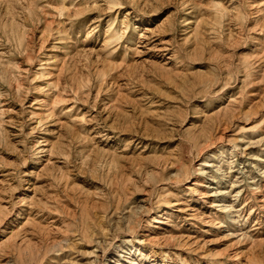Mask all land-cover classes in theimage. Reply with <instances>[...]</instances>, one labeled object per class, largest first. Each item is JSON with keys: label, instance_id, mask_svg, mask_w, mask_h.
Listing matches in <instances>:
<instances>
[{"label": "rangeland", "instance_id": "rangeland-1", "mask_svg": "<svg viewBox=\"0 0 264 264\" xmlns=\"http://www.w3.org/2000/svg\"><path fill=\"white\" fill-rule=\"evenodd\" d=\"M0 264H264V0H0Z\"/></svg>", "mask_w": 264, "mask_h": 264}]
</instances>
